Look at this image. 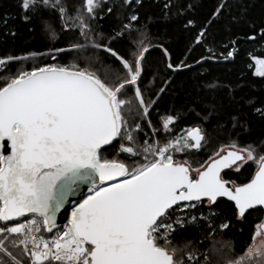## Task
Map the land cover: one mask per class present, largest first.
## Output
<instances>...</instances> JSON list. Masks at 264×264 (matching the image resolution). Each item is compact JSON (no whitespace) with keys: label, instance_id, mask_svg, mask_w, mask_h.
Returning a JSON list of instances; mask_svg holds the SVG:
<instances>
[{"label":"snow or ice","instance_id":"obj_1","mask_svg":"<svg viewBox=\"0 0 264 264\" xmlns=\"http://www.w3.org/2000/svg\"><path fill=\"white\" fill-rule=\"evenodd\" d=\"M254 6L12 0L3 37H17L19 20L46 47L0 55V264H264V219L240 251L224 238L264 217V134L253 136L264 100L195 68L235 60L241 39L264 42ZM65 35L74 38L61 46ZM196 46L208 55L189 63ZM249 56L264 78V58ZM245 166L253 171L238 182Z\"/></svg>","mask_w":264,"mask_h":264},{"label":"trees","instance_id":"obj_2","mask_svg":"<svg viewBox=\"0 0 264 264\" xmlns=\"http://www.w3.org/2000/svg\"><path fill=\"white\" fill-rule=\"evenodd\" d=\"M210 3L214 2V0H209ZM5 11L14 12L15 9L12 7V0H0V15H2ZM250 16L252 19H255L257 22L260 21L262 17H264V3L261 0H255V6L250 11ZM203 17L201 16V19ZM15 23L18 35L15 38H4L2 33L3 29L0 28V55H4L9 51H14L17 54L28 49H41L43 50L46 47V42L41 37L33 38L32 35L27 31L25 26L19 21L16 20ZM102 28L101 31L107 32L110 29V22L107 20L101 21ZM70 38H74V36L65 35L63 39L60 41L61 46L65 44ZM187 41L181 38L179 41H174L173 49L174 56L181 57L184 52V48ZM217 43H227V35L222 31L218 33ZM116 47H121L120 45H115ZM239 49L235 60L232 61H207L205 62L204 68H201L200 65H195L197 71H204L205 75H210L211 77H218L221 81L225 82H236L240 81L241 83H246L248 87L244 89L245 93L250 96H255L259 99L264 100V78L257 77L254 75L255 67L250 66L253 65V61L251 60L249 53H253L254 55L264 58V42L254 43L251 41L240 40ZM158 53L156 50L152 51L151 58L157 56ZM208 53L204 50V48L196 46L195 49L188 54V62L194 63L196 60L200 59L202 56H207ZM195 75V73H192ZM188 80V74H184L178 77L176 83L180 84L182 81ZM170 98L165 97L160 101L159 112H154L152 115V119L154 122H158V114L163 113L167 108L170 107ZM190 120H182L176 126V132L179 133L181 128L187 127L190 124ZM264 134V127H262L259 123H254V132L253 136H259ZM163 135V134H162ZM253 171L251 167L245 166L242 169L241 174L238 176L234 175V178L239 181H244L248 178L250 173ZM260 219H264L259 214L256 216L249 218L247 222L243 225H239L232 232H228L226 230L224 234V238L227 239L229 237H233L235 239V246L237 251H240L245 242H251V236L255 230V224L259 223ZM242 229V231H241Z\"/></svg>","mask_w":264,"mask_h":264},{"label":"water","instance_id":"obj_3","mask_svg":"<svg viewBox=\"0 0 264 264\" xmlns=\"http://www.w3.org/2000/svg\"><path fill=\"white\" fill-rule=\"evenodd\" d=\"M86 193H87V188L86 187H82L80 193H77V195L74 196V197H69L68 202L65 204L64 208L61 209V211L57 214V223L59 225H62V224L65 223V221L67 220V218L69 217V215L71 213L72 207L79 200H81L82 199V195H86Z\"/></svg>","mask_w":264,"mask_h":264},{"label":"built area","instance_id":"obj_4","mask_svg":"<svg viewBox=\"0 0 264 264\" xmlns=\"http://www.w3.org/2000/svg\"><path fill=\"white\" fill-rule=\"evenodd\" d=\"M69 216H70V215H69ZM67 219H68V218H67ZM66 222H67V220L65 221V223H66ZM65 223H64V224H65ZM64 224H62L61 226H63Z\"/></svg>","mask_w":264,"mask_h":264}]
</instances>
